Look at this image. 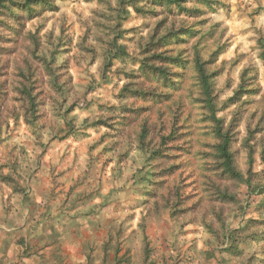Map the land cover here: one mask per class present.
<instances>
[{
    "label": "rangeland",
    "instance_id": "1",
    "mask_svg": "<svg viewBox=\"0 0 264 264\" xmlns=\"http://www.w3.org/2000/svg\"><path fill=\"white\" fill-rule=\"evenodd\" d=\"M207 1L202 5L188 3L181 13L174 6L168 12L143 4L148 11L156 12L144 15L130 11L126 17L119 16L121 22H117L116 0H56L55 11L25 23L21 35L11 42L0 41V177L13 178L27 189L26 194L21 193L29 199L30 183L45 156L50 131L63 135L66 123L74 117L96 115L101 105L109 110L119 107L117 94L129 82L124 75L138 73L142 48L153 33L161 35L167 29L193 26L195 36L174 48L186 49L189 60L179 90L161 89V94L171 96L161 97V103L152 106L150 102L132 100L124 105H142L150 110L141 113L140 121L149 117V123L155 124L154 130L150 129L154 139L158 134L167 135L169 130L161 125L173 114L180 115L178 124L185 121V129L180 128L178 133L185 134V140L190 139L191 148L177 152L176 163L188 172L193 169L188 182L195 179L196 195L187 201L189 211L185 219L171 218L168 206L177 182L167 178L161 182V196L157 200L152 198V202H146L147 196L140 187H132L131 195L124 198L129 203L122 210L141 216L146 209L158 211L159 214L146 218L144 228L137 214L131 222L144 233L161 228L162 241L166 240L165 230L173 231L168 241L170 252L161 254L166 264H193L197 262L194 256L199 254L202 259L205 251L211 253L205 255L210 264H264V63L259 58L258 46V40L264 39V0ZM114 36H119L117 44L125 49V60L113 59L111 68L105 70L108 42ZM196 43L204 60L214 54L207 72L214 75L217 117L233 133L231 151L243 176L236 183L220 176L214 159L216 140L211 123L205 119L206 110L202 108L190 62ZM32 82L35 109L29 111L19 87ZM149 85L143 83L146 89L152 88ZM241 86L239 97L229 103L228 99ZM140 121H133L128 128L133 139ZM139 159L135 157L130 167L134 168ZM102 167L87 172L98 180V191L94 189L100 196L103 186L115 187L110 178L106 185L103 182L112 174V168L108 171L106 165L104 170ZM215 186L226 189L228 198L231 195L235 200L210 198ZM117 190L122 192L123 186ZM18 196L21 195L13 196L11 189L0 181V214L13 209V199Z\"/></svg>",
    "mask_w": 264,
    "mask_h": 264
},
{
    "label": "trees",
    "instance_id": "2",
    "mask_svg": "<svg viewBox=\"0 0 264 264\" xmlns=\"http://www.w3.org/2000/svg\"><path fill=\"white\" fill-rule=\"evenodd\" d=\"M56 0H0V41L11 42L14 38L21 35L25 29V23L41 16L46 12H53L57 9L55 5ZM188 3H195V5L207 4V0H116V10L119 12L116 19L120 21L119 16L126 17L130 11L135 14H147L155 13L156 11H148L145 5L152 8H164L166 11L171 12L174 6L178 13L185 11V6ZM145 4V5H143ZM189 12V11H187ZM121 22V21H120ZM119 24V23H117ZM197 31H194L193 26H180L178 29H167L161 35L155 31L150 37L149 41L142 48V59L140 60L138 73L131 72L125 73V79L129 80L119 90L116 100L120 103L119 107L112 106L108 109L106 105H101L96 115H91L87 118L79 120L78 116L73 120L66 123L67 131H64L61 138L72 136L80 138L86 135L85 131L93 130L97 133L102 132L99 140L103 143L102 153L107 155L108 161L113 162L115 160L116 166L112 168V177L110 179L121 177L124 173L125 166H121L122 163H126L131 157V154L139 156V162L133 169L130 170V178L133 182V186L140 187L143 194L147 196L146 202H152V198L157 200V197L161 196V182L167 178H172L174 186L173 201L169 203L171 209V218L173 219H185L186 213L189 211L186 204L192 196L196 195L195 179L188 182L193 176V169L186 171L181 168L180 163L177 162V152L187 150L191 148L190 139H184L185 134L178 133L180 128L185 129L184 122L179 123L180 115L173 114L172 118L167 123H163L161 126L165 127L167 135H156V139L150 136V129L154 130L155 124L149 123V117L142 118L140 121L141 113L147 109L142 105L136 108H131L124 105V102L128 100L143 102H150V106L157 103H161L162 98H169L171 93L161 94V89L178 91L181 84V80L184 76V69L189 60L185 55V50L175 51V47H179L185 44L188 39L195 36ZM10 36V37H9ZM27 36H32L28 33ZM35 39V36H32ZM117 38L114 36L108 42V51L106 54V63L104 69H109L112 66V60L121 58L123 62L125 49L123 46L117 44ZM258 46L260 49L259 58L264 63V39L258 40ZM201 47L196 43L192 46V62L195 79L199 87L200 101L202 108L206 110L205 119L211 123L212 134L216 140L214 145V159L217 163L220 176L226 178L230 183H236L243 179V176L236 168L234 155L231 151L233 142V133L230 129L225 127V122L222 118L217 117V110L214 104V75L207 72V66L211 63L214 54H211L207 60H204L201 56ZM216 54V52H215ZM49 66V65H48ZM51 75V73H50ZM21 76H24L22 73ZM26 81H29L25 78ZM143 83L150 84L151 89L144 88ZM28 83L19 87V93L23 100L29 104V111L35 109V95H32L34 90V82L27 86ZM242 92V86L228 99L229 103L234 102ZM123 104V105H121ZM150 110H147L148 112ZM159 112V111H158ZM161 113H158V119ZM140 121L138 123V129L136 131V139L131 137L128 131L130 124L133 121ZM77 124V125H76ZM53 136H59L55 131H50ZM162 132V131H161ZM56 134V135H55ZM137 160V159H136ZM251 158L249 157V161ZM135 162L133 158L132 163ZM165 163H169L168 166ZM120 164V165H119ZM181 168V169H180ZM179 174L177 175V171ZM2 184L8 186L11 189L13 196L21 195L22 201L27 202L28 197L24 196L27 193V189L22 188L11 177H0ZM168 182V181H167ZM101 183V182H100ZM187 189L186 193H182V190ZM209 190V187H208ZM98 188H96V192ZM21 192H24L23 194ZM228 192L226 189H220L215 186L213 188L210 198L225 199L228 198ZM99 197V194L96 193ZM176 198H175V197ZM101 195L99 198H102ZM106 197V196H105ZM229 200L234 201L235 198L230 195ZM200 200H198L199 202ZM157 202V201H156ZM169 202V199H166ZM165 202V203H166ZM105 201L101 202L103 206ZM157 204V203H155ZM195 203L193 206H195ZM100 205V206H101ZM174 208V209H173ZM191 208V207H190ZM159 214L158 211L153 209H146L142 212L141 227L144 228V221L147 217ZM179 213L175 218V214ZM123 225L119 226V233ZM138 229V228H137ZM142 233V258L143 264L151 258L152 251L148 248L149 242L144 230L139 228ZM176 236V235H175ZM174 236V237H175ZM169 241V240H168ZM109 241L103 246L104 258H107V246ZM119 246V244H117ZM204 252V251H203ZM205 251L203 258L201 255L196 254L193 259H197L198 264H210L208 258L205 255L211 256V253ZM118 251L115 253V264H122L125 261L129 262L130 258L125 255L117 257ZM155 256V255H154ZM169 256V255H167ZM164 257V256H161ZM162 264H166L165 260L161 259Z\"/></svg>",
    "mask_w": 264,
    "mask_h": 264
},
{
    "label": "crops",
    "instance_id": "3",
    "mask_svg": "<svg viewBox=\"0 0 264 264\" xmlns=\"http://www.w3.org/2000/svg\"><path fill=\"white\" fill-rule=\"evenodd\" d=\"M85 133L80 138L53 134L49 138L45 156L31 180L28 201L15 197L14 208L0 214V264H115L116 251L117 257L130 258L122 264H143V235L131 222L140 214L122 210L128 202L125 195H131L135 188L129 169H133L130 164L137 155L131 154L121 164L125 166L123 175L112 179L115 187L103 186L99 199L95 192L99 182L87 172L98 170L103 163L101 169L109 164L107 170L111 171L117 164L115 160L106 162L108 157L102 153L99 140L102 132L89 129ZM109 178L110 174L103 180L105 185ZM122 186L123 191L118 192ZM150 231L145 235L155 256L146 264H162L161 254L170 252L168 240L173 231L165 230V241L161 240V228ZM108 241L104 261L103 246Z\"/></svg>",
    "mask_w": 264,
    "mask_h": 264
}]
</instances>
